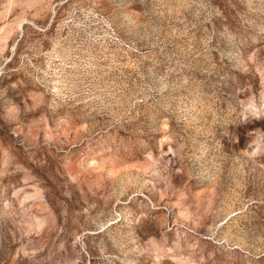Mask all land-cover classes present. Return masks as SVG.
<instances>
[{
	"label": "rangeland",
	"instance_id": "1",
	"mask_svg": "<svg viewBox=\"0 0 264 264\" xmlns=\"http://www.w3.org/2000/svg\"><path fill=\"white\" fill-rule=\"evenodd\" d=\"M0 264H264V0H0Z\"/></svg>",
	"mask_w": 264,
	"mask_h": 264
}]
</instances>
